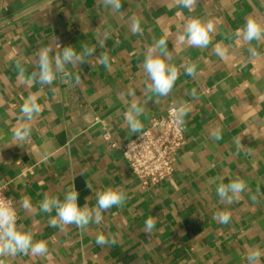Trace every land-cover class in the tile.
<instances>
[{
	"label": "crops",
	"instance_id": "obj_1",
	"mask_svg": "<svg viewBox=\"0 0 264 264\" xmlns=\"http://www.w3.org/2000/svg\"><path fill=\"white\" fill-rule=\"evenodd\" d=\"M121 5L114 11L102 0H0V185L9 186L18 226L48 245L44 256L17 253L0 260L247 264L249 249L264 252V40L248 44L235 33L249 16L264 24V0H197L192 11L175 0H121ZM190 17L213 21L206 48L178 41ZM133 18L141 33L131 31ZM161 37L168 39L167 61L179 69L167 96L147 90L151 81L143 69L148 47ZM56 44L78 51L87 44L96 51L83 64L66 65L68 74H57L52 84L31 81L36 52L51 47L54 55L62 51ZM217 45L226 49L223 58ZM102 54L109 56L107 68L99 63ZM186 65H195L194 75L186 73ZM30 94L38 96L41 113L18 146L13 129ZM134 99L144 108L142 133L153 116L181 104L190 108L184 117L187 144L178 153L175 174L149 190L141 188L121 151L142 134H133L125 122ZM217 131L220 140L213 138ZM219 177L223 183L245 181L239 200L227 203L217 195ZM73 186L81 206L94 208L97 193L108 187L123 189L127 199L83 231L74 224L63 230L49 226L55 209L44 212L40 203L45 195L62 201ZM24 196L31 199L30 211L21 207ZM220 211L231 213L227 224L215 218ZM150 216L155 225L147 234L144 222ZM99 234L117 243L98 245Z\"/></svg>",
	"mask_w": 264,
	"mask_h": 264
},
{
	"label": "clouds",
	"instance_id": "obj_2",
	"mask_svg": "<svg viewBox=\"0 0 264 264\" xmlns=\"http://www.w3.org/2000/svg\"><path fill=\"white\" fill-rule=\"evenodd\" d=\"M106 6H111L114 11H119L122 7L121 0H102ZM179 6L192 11L197 0H175ZM131 31L141 33L140 22L133 18L131 21ZM215 32V25L212 20L204 21L197 17L188 18L184 24L183 34L177 37L181 43L186 42L188 45L198 48H206L212 40ZM237 38L242 39L245 43L251 44L252 41L264 40V24L260 23L255 17L249 16L242 28L236 30ZM54 55L53 48L41 47L36 52L37 60L35 67L30 73V80L40 85H49L57 78V74L67 75L66 65L77 66L86 62V57L95 53V46L87 44L82 45L80 51L74 46L69 45L61 48ZM103 47V42H100ZM168 39L159 38L153 45L149 46L145 53L143 69L151 83L147 90L158 96H167L173 89L175 82L179 77V69L174 64L167 61ZM249 51H253L251 48ZM216 52L221 58L226 54V49L219 45ZM99 63L106 68L109 67V56L102 54ZM185 71L188 75L195 74V65H186ZM17 69L20 77L25 74V69L17 61ZM79 76L76 81L79 82ZM131 94V93H130ZM193 95L195 91L193 90ZM190 110L187 104H181L173 109L175 123L182 125L184 117ZM21 115L17 127L13 129L14 144L21 146L31 135V122L41 113V105L38 103V96L30 94L21 105ZM144 112L138 100H133L125 113V122L133 134L142 133L143 123L139 118ZM213 138L220 140L222 137L219 131L214 132ZM18 142V143H16ZM238 142V147H239ZM47 151V150H46ZM221 183L216 188L217 195L227 203H232L241 198V194L246 189V183L239 177L223 183V177H219ZM80 192L73 186L64 195L61 201L57 197L45 195L40 203V208L44 212H51L55 209L56 215L48 221L51 227H63L75 225L80 230H85L90 223L100 224L103 220L102 212L113 207L122 206L127 199L126 192L121 188L108 187L96 195V206L90 208L87 204L83 206L79 203ZM255 200V197H252ZM21 207L25 210H31L32 203L30 197L24 196L20 200ZM221 223L227 224L231 219V213L220 211L216 217ZM18 213L12 198H6L3 192H0V257L15 256L17 253L33 256H44L48 254V245L45 240H34L30 231L20 228L17 224ZM155 225L153 217H148L144 222V232L151 234ZM98 245L115 244L116 239L110 241L103 234L96 236ZM264 252L259 247L251 248L246 256L247 264H260L261 256ZM0 264H4L0 260Z\"/></svg>",
	"mask_w": 264,
	"mask_h": 264
},
{
	"label": "built area",
	"instance_id": "obj_3",
	"mask_svg": "<svg viewBox=\"0 0 264 264\" xmlns=\"http://www.w3.org/2000/svg\"><path fill=\"white\" fill-rule=\"evenodd\" d=\"M177 107L150 118L145 131L121 147L124 162L143 190L154 188L175 174L178 153L187 144L185 125L176 124L173 116V109ZM104 138L111 140L108 134ZM110 147L118 145L111 143ZM8 187V184L0 185V192L6 198H9Z\"/></svg>",
	"mask_w": 264,
	"mask_h": 264
}]
</instances>
